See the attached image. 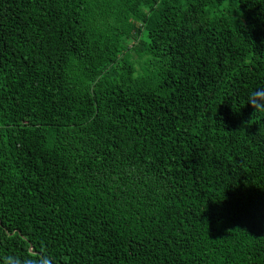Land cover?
<instances>
[{"label": "trees", "instance_id": "trees-1", "mask_svg": "<svg viewBox=\"0 0 264 264\" xmlns=\"http://www.w3.org/2000/svg\"><path fill=\"white\" fill-rule=\"evenodd\" d=\"M0 264H264V0H0Z\"/></svg>", "mask_w": 264, "mask_h": 264}, {"label": "clouds", "instance_id": "clouds-1", "mask_svg": "<svg viewBox=\"0 0 264 264\" xmlns=\"http://www.w3.org/2000/svg\"><path fill=\"white\" fill-rule=\"evenodd\" d=\"M251 103V102H250ZM251 105L256 109V106L254 104L251 103Z\"/></svg>", "mask_w": 264, "mask_h": 264}]
</instances>
